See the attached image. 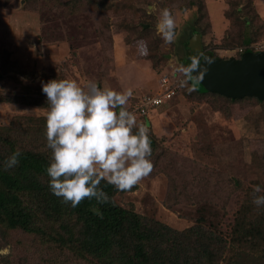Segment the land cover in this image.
Segmentation results:
<instances>
[{
	"label": "rangeland",
	"instance_id": "374dc122",
	"mask_svg": "<svg viewBox=\"0 0 264 264\" xmlns=\"http://www.w3.org/2000/svg\"><path fill=\"white\" fill-rule=\"evenodd\" d=\"M112 1L113 9L107 12L85 1L76 9L46 0L35 5L24 0L14 7L0 5V127H6L3 121L9 126L22 117L47 116L48 109L20 103L25 96L45 98L42 82L68 79L84 86L91 80L102 89L132 88L128 108L136 114L140 98L161 94L163 75L175 89L176 67L190 66L192 58L199 59L203 52L229 59L244 48L228 45L239 40L240 32L224 16L227 0H206L211 31L198 29L197 8L190 7L191 0ZM249 2L244 0L241 7L245 10ZM254 4V12L264 22V0ZM164 8L173 12L177 22V39L171 45L164 43L156 27ZM141 25L150 30H142ZM195 34L202 37V53L191 48ZM139 40L146 41L147 56L139 54ZM249 52L264 51L245 53ZM178 86L175 98L149 110V135L159 144L152 151V173L135 191L116 200L126 209L179 229L200 215L230 224L241 200L235 183L259 186L264 192V176L247 163L250 159L258 167L264 155V107L248 101L227 104L211 95L189 92V83ZM136 116L145 123L147 118ZM171 163L176 166L174 172L168 169ZM186 193L189 200L184 202L181 195ZM201 198L214 203L199 202ZM5 238H0V262L11 258L9 264H33L30 260L36 255L38 263L49 259L46 253L41 255L38 239L19 231L5 233Z\"/></svg>",
	"mask_w": 264,
	"mask_h": 264
},
{
	"label": "trees",
	"instance_id": "16d2710c",
	"mask_svg": "<svg viewBox=\"0 0 264 264\" xmlns=\"http://www.w3.org/2000/svg\"><path fill=\"white\" fill-rule=\"evenodd\" d=\"M46 1L58 5L65 3L71 9L78 8L84 1L93 6L100 5L106 12L113 9L112 0ZM227 1L224 16L240 32L239 40L228 45L244 47V53L255 51L252 46L262 41L264 22L254 12V0H249L245 10L241 7L244 0ZM19 2L0 0V5L14 7ZM24 2L35 5L40 0ZM189 5L197 8L198 29L201 31L207 27L211 31L207 1L191 0ZM141 26L144 31L150 30ZM209 54L215 56L214 53ZM242 54L238 49L236 58L240 59ZM201 60L202 57L199 62ZM188 83L190 88H194L193 94L211 95L227 104L248 101L264 107V99H229L208 92L194 79ZM20 103L48 109L47 97L25 96L20 98ZM261 119H264L263 114ZM145 124L150 125L148 118ZM150 139L152 151H157L158 142L151 135ZM16 150L21 152L19 164L5 170L4 162ZM247 154L249 158L250 154ZM51 156L46 141V117H22L18 123L0 127V231L4 235L0 238L6 239L5 233L19 231L38 239L41 255H49L45 264H264V206L257 208L253 204V195H264V192L253 194L252 185H243L239 181L234 184L241 192V200L232 223L222 225L221 221L200 215L189 218V223L179 229L164 220L142 216L135 209H126L118 203L117 196L135 191L138 185L129 191H119L107 181H102L100 187L109 196V203L98 204L95 199H85L75 208L62 203V198L53 195L48 186L46 169ZM259 161L258 167L253 166L250 159L247 163L257 175L264 176V155L259 157ZM175 167L171 163L168 169L174 172ZM181 177L186 178L185 174ZM203 187L210 191V187ZM181 199L184 202L189 200L188 194H182ZM198 201L214 203L210 199ZM93 207L99 209L102 218L91 210ZM11 260L9 258L0 264H9ZM30 262L43 264L37 262V255Z\"/></svg>",
	"mask_w": 264,
	"mask_h": 264
},
{
	"label": "clouds",
	"instance_id": "9594fccd",
	"mask_svg": "<svg viewBox=\"0 0 264 264\" xmlns=\"http://www.w3.org/2000/svg\"><path fill=\"white\" fill-rule=\"evenodd\" d=\"M156 27L165 44L176 42L177 22L169 8L160 11ZM137 48L141 56L149 54L146 41H137ZM199 63L193 57L190 66L174 69L181 87L194 79ZM42 92L47 97L46 141L52 153L48 186L62 203L73 208L85 199L106 204L110 198L100 187L102 181L129 191L152 173L149 128L128 108L132 88L116 91L91 80L81 86L74 80L53 79L42 82ZM20 156V150L14 151L4 162L5 170L16 167ZM261 191L254 186L253 194ZM253 204L264 206V195H253ZM91 210L102 218L98 208Z\"/></svg>",
	"mask_w": 264,
	"mask_h": 264
},
{
	"label": "water",
	"instance_id": "95a60500",
	"mask_svg": "<svg viewBox=\"0 0 264 264\" xmlns=\"http://www.w3.org/2000/svg\"><path fill=\"white\" fill-rule=\"evenodd\" d=\"M190 45L194 52L202 53L201 35L195 34ZM201 57L200 69L193 73V77H199L197 81L208 92L234 100L245 97L264 99V52L245 53L240 59H222L209 53H202Z\"/></svg>",
	"mask_w": 264,
	"mask_h": 264
},
{
	"label": "built area",
	"instance_id": "2783aa9c",
	"mask_svg": "<svg viewBox=\"0 0 264 264\" xmlns=\"http://www.w3.org/2000/svg\"><path fill=\"white\" fill-rule=\"evenodd\" d=\"M252 47H254L255 51H264V36L261 42H259L258 44H255ZM244 51H245L244 48L239 49L240 53H244ZM174 78H177V77L174 75ZM174 80H177L175 82V86L177 87L179 85V79L177 78ZM175 86H174L175 89L171 88L170 78L166 75H163L160 78L161 94L159 95L149 94V95H145L144 97L140 98L135 105L136 114L141 117L148 118L149 110L158 109L160 107H163L167 101L175 98L177 94V91H175L176 90Z\"/></svg>",
	"mask_w": 264,
	"mask_h": 264
},
{
	"label": "crops",
	"instance_id": "0c3cea01",
	"mask_svg": "<svg viewBox=\"0 0 264 264\" xmlns=\"http://www.w3.org/2000/svg\"><path fill=\"white\" fill-rule=\"evenodd\" d=\"M226 1V0H225Z\"/></svg>",
	"mask_w": 264,
	"mask_h": 264
}]
</instances>
